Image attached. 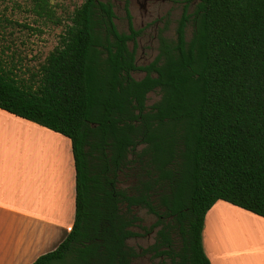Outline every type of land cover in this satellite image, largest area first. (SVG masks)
I'll return each instance as SVG.
<instances>
[{
    "label": "trees",
    "instance_id": "obj_1",
    "mask_svg": "<svg viewBox=\"0 0 264 264\" xmlns=\"http://www.w3.org/2000/svg\"><path fill=\"white\" fill-rule=\"evenodd\" d=\"M32 2L53 19L50 0ZM113 17L83 0L30 81L0 61V108L67 136L74 159L71 228L29 264H133L137 206L170 217L154 247L172 264H210L202 231L217 200L264 217V0L185 6L176 38L141 67Z\"/></svg>",
    "mask_w": 264,
    "mask_h": 264
},
{
    "label": "crops",
    "instance_id": "obj_2",
    "mask_svg": "<svg viewBox=\"0 0 264 264\" xmlns=\"http://www.w3.org/2000/svg\"><path fill=\"white\" fill-rule=\"evenodd\" d=\"M75 195L70 139L0 108V264H29L54 249L73 223ZM217 213L258 228L260 237L236 240L248 251L224 245L221 232L218 244L211 232ZM205 218L210 264H264V217L217 200Z\"/></svg>",
    "mask_w": 264,
    "mask_h": 264
},
{
    "label": "rangeland",
    "instance_id": "obj_3",
    "mask_svg": "<svg viewBox=\"0 0 264 264\" xmlns=\"http://www.w3.org/2000/svg\"><path fill=\"white\" fill-rule=\"evenodd\" d=\"M83 0H50L55 12L53 19L38 15L33 9L32 0H0V61L6 67H9L15 72L18 77L30 81L32 75L37 72L39 65L44 62L48 53L57 45L60 40V34L70 23V16L73 9L78 6ZM179 1V0H176ZM182 4L174 0H167L160 9L162 20L159 23V34L168 39L175 38V30L178 19L181 15ZM192 10V9H191ZM118 15L121 16L117 20L119 29H124L126 20L122 18L123 12L116 9ZM134 24L139 26V17L135 13L133 7ZM57 19L60 23H57ZM146 23V21H145ZM151 23V22H150ZM149 24H147L148 26ZM151 26L147 27L149 32ZM192 31L191 24H187L186 36L190 37ZM145 39L141 40L144 45ZM151 50H145L143 54L141 46L136 52L138 65L146 63ZM157 52L155 47L153 53ZM147 58V59H146ZM133 76L140 79L144 76L141 70L133 71ZM159 91L154 90L147 94V105L150 106L159 99ZM127 176L121 177V186L129 189L135 183V177L132 171L127 170ZM140 218L139 223L144 226L154 225L156 218L146 208H139L137 211ZM231 219V220H230ZM230 219L224 215L217 213L212 220L211 232L213 240H217L218 244L221 239L218 235L225 233L223 237L224 245L228 242L237 247H242L240 250L248 251L250 246L246 243L236 242L238 239H254L260 237L258 228L247 226L237 222L234 217ZM206 220V218H205ZM230 224V225H229ZM156 230V227L154 228ZM257 229V230H256ZM221 232V233H220ZM154 232H151L150 239H153ZM258 239V238H257ZM205 240V224L202 231V241L204 246ZM148 237H131L128 239V244L137 246L138 244H147ZM244 245V246H243ZM249 247V248H248ZM221 248V247H220ZM205 249V247H204ZM222 249V248H221ZM238 249V248H237Z\"/></svg>",
    "mask_w": 264,
    "mask_h": 264
},
{
    "label": "flooded vegetation",
    "instance_id": "obj_4",
    "mask_svg": "<svg viewBox=\"0 0 264 264\" xmlns=\"http://www.w3.org/2000/svg\"><path fill=\"white\" fill-rule=\"evenodd\" d=\"M99 1L107 3L112 7L114 11L113 21L115 23L116 29L119 32L125 33L130 37L127 40V46L133 52L134 62L138 67L147 66L159 58L160 55L159 47H160V38H161V35L159 34V23L162 20L160 9L167 0H99ZM174 1L182 4L181 15L179 17L180 19L185 6L187 7L188 12L192 13L195 11L198 2L200 0H179V1L174 0ZM133 7H135V13L140 19L138 28L135 27L134 24L135 22H134ZM117 8L122 10L123 12L122 18L126 20V26L123 30L119 29L117 26V20L121 18V16L118 15V13L116 12ZM147 24H149L148 26H151L153 24L149 32L147 31V27H148ZM187 24H191V23L188 22ZM186 27H185V36H186ZM143 38L145 39L144 45H142L143 43H141V40ZM175 38H176V30H175ZM140 46L143 54L145 53V50H151L148 59L146 58L147 62L142 65H138L137 57H136V52ZM155 47L157 48V52L153 53ZM136 70H140V69H136ZM127 174L125 175L121 173V175L119 176L120 186H121V177L124 178L127 176ZM132 187L133 184L128 189L131 192H132ZM139 208H145V207L137 206L133 208V213L138 217V219L135 220L133 226H131V230L134 231L135 234L128 237V239L131 237L147 236L148 242L147 244H138L137 246L131 245L132 247H134L136 251V254L132 256V263L133 264H172L171 258L168 257L166 254L160 252L163 250L164 247H158V249L154 247L158 241L159 231L163 228L165 224H167L170 221V217H166V215H164V208H160L158 214L153 213L146 208L151 214L155 216L156 222L154 223V225H152L153 224L152 223L150 226H144L143 224L139 223L140 218L138 216V213L136 212ZM153 227L154 228L156 227V230H154ZM151 232H154L153 239H150ZM173 234L174 233L172 232V235ZM128 239H127V243H128Z\"/></svg>",
    "mask_w": 264,
    "mask_h": 264
}]
</instances>
